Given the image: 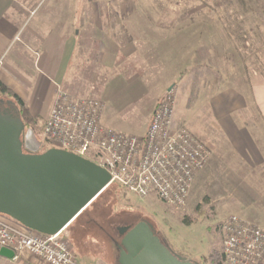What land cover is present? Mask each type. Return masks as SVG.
<instances>
[{"label":"rangeland","instance_id":"rangeland-1","mask_svg":"<svg viewBox=\"0 0 264 264\" xmlns=\"http://www.w3.org/2000/svg\"><path fill=\"white\" fill-rule=\"evenodd\" d=\"M20 1L24 25L2 58L4 69L19 63L22 43L52 31L55 43L63 36V44L66 39L69 44L67 63L63 59L66 64H61L67 77L54 82L56 94L60 88L76 98L101 100L111 76L123 79L116 87L139 80L147 93L125 107H109L105 125L143 135L157 104L171 91L172 124L187 127L212 150L183 209L114 186L67 231L77 264H118L117 227L142 220L154 226L175 254L200 264H206L213 250H222V224L231 216L264 229V115L252 88L253 80L264 81V16L253 14L256 1L241 0L238 11L233 0ZM226 23L234 30H221ZM240 24L242 31L237 30ZM257 27L261 31L249 30ZM65 28L67 36L60 33ZM101 35L113 36L122 47L110 68L101 65ZM35 50L26 49L28 59L43 53ZM25 63L32 73V64ZM40 132L35 134L43 152L50 147ZM18 264L46 263L27 255Z\"/></svg>","mask_w":264,"mask_h":264},{"label":"built area","instance_id":"built-area-1","mask_svg":"<svg viewBox=\"0 0 264 264\" xmlns=\"http://www.w3.org/2000/svg\"><path fill=\"white\" fill-rule=\"evenodd\" d=\"M102 101L76 98L59 88L40 132L46 144L74 152L107 169L116 183L140 199L156 198L177 210L185 208L197 173L211 159V147L185 126H174L171 91L161 100L143 135L105 128ZM223 232L221 264H264V229L231 216ZM63 232L46 235L0 213V250L14 260L34 256L46 264H77Z\"/></svg>","mask_w":264,"mask_h":264},{"label":"water","instance_id":"water-1","mask_svg":"<svg viewBox=\"0 0 264 264\" xmlns=\"http://www.w3.org/2000/svg\"><path fill=\"white\" fill-rule=\"evenodd\" d=\"M43 144L20 111H0V213L46 235L63 232L107 187L109 171L74 152ZM118 264H200L173 252L142 220L117 228ZM0 255L15 253L2 248Z\"/></svg>","mask_w":264,"mask_h":264},{"label":"crops","instance_id":"crops-1","mask_svg":"<svg viewBox=\"0 0 264 264\" xmlns=\"http://www.w3.org/2000/svg\"><path fill=\"white\" fill-rule=\"evenodd\" d=\"M233 1V6L236 7V9L238 8V11L241 8L239 5H242L240 3L241 0ZM252 1H256V3L254 2L255 6L253 5L252 12L254 15L259 17V19H261V17L264 16V0ZM23 7L24 6L21 4L20 0H0V81L10 87L16 93H18L20 97L25 101L30 112L34 116H37L41 118L42 121H44L48 117L56 98L57 90L54 82H63L62 79H66L67 77V74L64 75L62 73L63 66L61 64L64 63V61H66L67 63L66 59H68L67 55L69 44L67 39L65 40L66 43L63 44V36L59 37L61 39V43L59 45L55 43L52 38V31H49L50 33L48 34V36H46L47 34H40L39 37L35 40L32 39L29 42L22 43L23 49L21 50V53H18L19 63H17L13 67L4 69L1 66L2 58L7 50L11 47V45L15 42V40H17L19 33L24 25V22L21 18V13L24 9ZM208 10L210 12V9ZM261 22L259 21V26L261 25ZM226 24H221V30L225 32L234 30L229 27L230 23ZM240 25L242 26V28L240 29L239 27H237V30L242 31L244 25ZM260 29L261 27L249 28V30L251 31H261ZM60 31V33L63 32L62 34H64V36H67V28H65L64 30L61 29ZM101 37L104 38L100 41L101 45L99 48L100 50L98 51L102 54L100 59V61L102 62L101 65L102 67L110 68L113 63H116L117 55L122 52V47H119L116 38H114L113 36L101 35ZM50 40L52 41L51 43H49ZM37 48L43 49V53L37 54L34 61H32V59H28V51L34 52ZM26 49L28 51H26ZM55 50L56 55L52 57V55H54L55 53ZM27 60H29V63L32 64V73L23 66L26 64L25 62ZM118 80L123 81V79H120V77H117L115 75L114 77L111 76L104 84V89L102 92L101 101L103 108L101 122L102 125L107 128L108 126H106L105 123H109L111 117V110L109 109V107L115 109H119V107H125L126 105H130L131 103L135 102L143 94L147 93V85L139 80L133 86H128L124 82H122L121 84H119V87H116L115 82L118 83ZM252 88L254 91L257 109L264 115V81L262 79L253 80ZM246 105L247 104L244 101V107H246ZM251 142L256 146V143L253 139H251ZM234 147L236 148L235 143ZM83 214L77 217L62 233L63 237L68 240L70 244L71 242L68 239L67 231L76 222H78ZM23 257L18 260H14L0 255V264H18L19 261H23Z\"/></svg>","mask_w":264,"mask_h":264},{"label":"trees","instance_id":"trees-1","mask_svg":"<svg viewBox=\"0 0 264 264\" xmlns=\"http://www.w3.org/2000/svg\"><path fill=\"white\" fill-rule=\"evenodd\" d=\"M0 94L7 95L13 100H15L19 107H20V114L23 119V121L26 123L27 128H32L36 134H38L42 128H43V121L41 118L34 116L29 108L27 107L25 101L23 98L20 97L18 93H16L14 90H12L10 87L5 85L3 82L0 81ZM48 147L53 148V147H58V145L50 143L48 144ZM116 186V188L120 189L123 188L121 186L118 187L116 183L110 184L105 191H103L79 216H81L84 212H86L89 208L94 206L98 201H101L103 197H105L107 192H110L112 188ZM124 190V189H121ZM78 216V217H79ZM223 259V254L221 249L213 250L210 255L206 258L205 263L206 264H221Z\"/></svg>","mask_w":264,"mask_h":264},{"label":"flooded vegetation","instance_id":"flooded-vegetation-1","mask_svg":"<svg viewBox=\"0 0 264 264\" xmlns=\"http://www.w3.org/2000/svg\"><path fill=\"white\" fill-rule=\"evenodd\" d=\"M18 110L20 111V107L15 100L0 98V111L16 114ZM122 238H123V236H121V240H122ZM121 240H120V242H121ZM115 242L120 243L118 240H115Z\"/></svg>","mask_w":264,"mask_h":264}]
</instances>
